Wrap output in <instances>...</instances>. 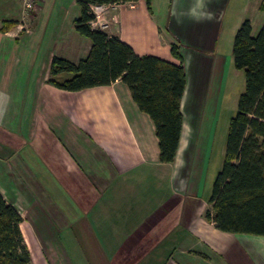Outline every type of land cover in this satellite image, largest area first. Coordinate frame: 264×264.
<instances>
[{
    "label": "crops",
    "instance_id": "0c3cea01",
    "mask_svg": "<svg viewBox=\"0 0 264 264\" xmlns=\"http://www.w3.org/2000/svg\"><path fill=\"white\" fill-rule=\"evenodd\" d=\"M260 1L108 6L100 28L135 53L179 62L170 50L179 46L182 128L173 161L162 162L152 119L120 79L80 90L49 81L72 75L51 74L54 56L77 62L90 48L74 29L78 1L37 0L27 15L22 0H0V193L22 217L31 264H264V235L205 218L212 183L196 145L207 94L214 86L222 96L238 73L237 27L264 25Z\"/></svg>",
    "mask_w": 264,
    "mask_h": 264
},
{
    "label": "trees",
    "instance_id": "16d2710c",
    "mask_svg": "<svg viewBox=\"0 0 264 264\" xmlns=\"http://www.w3.org/2000/svg\"><path fill=\"white\" fill-rule=\"evenodd\" d=\"M80 15L74 29L90 40L88 53L77 62L54 56L50 72L70 71L62 81L67 90L124 82L138 108L155 126L159 159L173 161L182 128L181 99L186 84L179 46L171 53L179 62L152 54L139 55L116 34L94 28L93 3H134L137 0H77ZM150 10L151 0H143ZM260 9H264L261 0ZM11 22V21H10ZM10 22L1 29L8 28ZM232 64L244 75L225 139L224 156L211 186L205 218L222 231L264 235V25L255 34L248 18L237 27L232 42ZM21 215L0 193V264H31L20 230Z\"/></svg>",
    "mask_w": 264,
    "mask_h": 264
},
{
    "label": "rangeland",
    "instance_id": "374dc122",
    "mask_svg": "<svg viewBox=\"0 0 264 264\" xmlns=\"http://www.w3.org/2000/svg\"><path fill=\"white\" fill-rule=\"evenodd\" d=\"M34 1L36 2L37 0ZM235 3L236 7L240 9L247 5V0H240L239 4L235 0ZM33 10L30 9L29 13ZM236 70L238 73L230 75L232 83L230 85L228 81L222 96H218L217 98L216 88L214 86L211 88L197 120V154L198 157L207 159L208 163L205 174L206 187L212 183L213 176L222 162L229 120L235 113L237 97L244 86L243 72L239 69ZM45 184L51 186L52 183L45 182Z\"/></svg>",
    "mask_w": 264,
    "mask_h": 264
},
{
    "label": "built area",
    "instance_id": "2783aa9c",
    "mask_svg": "<svg viewBox=\"0 0 264 264\" xmlns=\"http://www.w3.org/2000/svg\"><path fill=\"white\" fill-rule=\"evenodd\" d=\"M22 1H23L24 8L27 12H29L30 9H34V6H35L34 0H22ZM111 5L112 6L115 5V3L90 4V10L94 14V18L91 20L90 24L91 25L94 24L98 28L105 26L107 24L105 13L107 11L108 6H111Z\"/></svg>",
    "mask_w": 264,
    "mask_h": 264
},
{
    "label": "clouds",
    "instance_id": "9594fccd",
    "mask_svg": "<svg viewBox=\"0 0 264 264\" xmlns=\"http://www.w3.org/2000/svg\"><path fill=\"white\" fill-rule=\"evenodd\" d=\"M209 19H211V16L208 17ZM4 110L3 109H0V123L3 122V118H4Z\"/></svg>",
    "mask_w": 264,
    "mask_h": 264
}]
</instances>
